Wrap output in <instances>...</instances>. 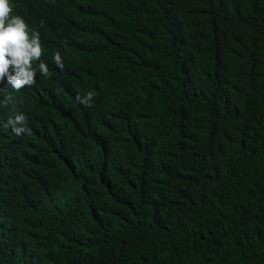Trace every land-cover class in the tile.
I'll return each instance as SVG.
<instances>
[{"label":"trees","instance_id":"trees-1","mask_svg":"<svg viewBox=\"0 0 264 264\" xmlns=\"http://www.w3.org/2000/svg\"><path fill=\"white\" fill-rule=\"evenodd\" d=\"M10 3L50 77L0 85V264H264V0Z\"/></svg>","mask_w":264,"mask_h":264},{"label":"clouds","instance_id":"clouds-1","mask_svg":"<svg viewBox=\"0 0 264 264\" xmlns=\"http://www.w3.org/2000/svg\"><path fill=\"white\" fill-rule=\"evenodd\" d=\"M43 52L40 33L35 29L30 31L24 18L13 14L10 0H0V85L7 83L13 90L20 91L36 83L37 72L49 78L48 65L41 60ZM52 59L63 70V58L59 51L54 53ZM96 95L95 91H88L84 96L78 95L76 100L90 106ZM8 102L6 98L4 103ZM5 126H10L17 136L31 135L22 113L10 117Z\"/></svg>","mask_w":264,"mask_h":264}]
</instances>
